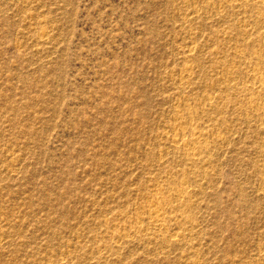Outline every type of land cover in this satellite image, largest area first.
I'll use <instances>...</instances> for the list:
<instances>
[{"label": "rangeland", "instance_id": "rangeland-1", "mask_svg": "<svg viewBox=\"0 0 264 264\" xmlns=\"http://www.w3.org/2000/svg\"><path fill=\"white\" fill-rule=\"evenodd\" d=\"M0 264H264V0H0Z\"/></svg>", "mask_w": 264, "mask_h": 264}]
</instances>
